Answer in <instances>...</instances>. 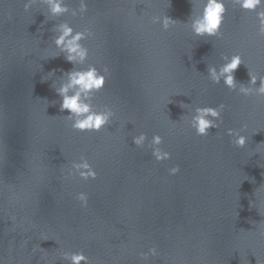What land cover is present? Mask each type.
<instances>
[{"label":"water","instance_id":"1","mask_svg":"<svg viewBox=\"0 0 264 264\" xmlns=\"http://www.w3.org/2000/svg\"><path fill=\"white\" fill-rule=\"evenodd\" d=\"M87 3L83 17H51L43 3L26 12L22 0H0V264H68L61 250L83 251L91 264H264V98L229 90L222 78L213 83L207 71L219 68L222 53L239 52L238 87L247 85L249 69L264 74L255 12L226 0L222 36L196 37L183 24L196 0ZM161 13L182 23L162 30L149 19ZM61 21L92 30L82 41L84 66L109 68L93 104L108 105L114 116L99 132L70 128L67 110L59 111L51 85L73 65L63 53L46 57L59 52L53 28ZM220 103V127L207 136L181 117ZM242 123L249 140L238 148L226 129ZM140 132L147 139L136 147ZM153 134L169 159L151 155ZM81 155L95 179L66 178ZM173 165L180 171L169 175ZM80 191L88 194L86 208L75 199ZM153 245L160 255L141 259Z\"/></svg>","mask_w":264,"mask_h":264},{"label":"clouds","instance_id":"2","mask_svg":"<svg viewBox=\"0 0 264 264\" xmlns=\"http://www.w3.org/2000/svg\"><path fill=\"white\" fill-rule=\"evenodd\" d=\"M142 2V0H141ZM234 5L245 11L255 12L257 27L256 34L258 37H264V0H231ZM43 3L47 6V11L51 17H59L63 14L71 12V15L81 17L88 10L87 0H78V6L70 8L68 0H22L23 9L27 12L33 5ZM192 3V0H191ZM198 7H193L194 11L184 25H187L191 33L196 37H216L222 36L221 26L224 20L226 9V0H196ZM193 6V3H192ZM132 16H136L135 9L131 12ZM152 24H159L162 30H169L178 22L165 13L152 14L150 17ZM53 31L56 33L53 37V43L59 52L49 55L47 58H55L64 54V59L73 65V68L67 71H62L61 82L59 86L53 83L51 87L59 96V111L67 110V115L64 119L68 122V126L77 131L99 132L106 125L112 123L114 116L113 109L108 105L97 108L93 104V98L96 93L104 88L109 68L104 65L102 69L97 68L94 64L86 61L89 55V49L82 41L93 36L92 30L85 26L81 30H75L67 21H61L54 25ZM221 59L224 61L219 68L216 66H208V78L216 84H219L221 78L225 87L229 90L236 91L244 97L255 96L264 98V74H257L250 70L248 71L249 80L247 85L239 84L235 79V70L242 62V56L239 52L232 54H221ZM77 65H80L79 67ZM55 75V70L49 71L43 79H48ZM259 80V86H256ZM168 102V101H167ZM52 103H56L52 101ZM182 108L187 109L188 104L181 103ZM225 105L220 103L216 106H195L191 109L190 117L182 115L187 119L188 125L195 130L198 136H207L210 128L218 129L222 120V112ZM248 125L242 123L237 128H227L226 133L231 138V143L238 148H244L249 137L244 134ZM136 147H143L147 136L144 132H140L132 137ZM162 143V137L159 134H153L149 141L151 147V155L156 161L167 160L170 158V153L163 150L159 145ZM264 144V143H261ZM260 145V144H258ZM259 152V151H255ZM253 152L251 153V155ZM63 171V170H62ZM180 171L179 165H173L168 169L169 175H175ZM73 175H78L83 180L95 179L97 173L88 159L81 155L79 160H73L71 165L66 170V178ZM75 199L79 202L80 207L88 206V194L80 191L75 194ZM11 228L15 230L16 218L11 217ZM264 224V220L259 222ZM259 236L264 239V228L259 231ZM43 249V248H42ZM36 252V249H33ZM139 257L147 260L151 257H158L160 253L155 245L148 248L147 251L138 253ZM60 259L67 261L68 264H91L89 257L83 251H65L59 253Z\"/></svg>","mask_w":264,"mask_h":264}]
</instances>
